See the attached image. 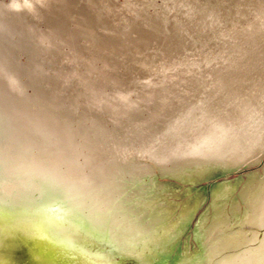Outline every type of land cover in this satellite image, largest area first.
Listing matches in <instances>:
<instances>
[{
	"label": "bare ground",
	"instance_id": "obj_1",
	"mask_svg": "<svg viewBox=\"0 0 264 264\" xmlns=\"http://www.w3.org/2000/svg\"><path fill=\"white\" fill-rule=\"evenodd\" d=\"M263 152L264 0H0V195L40 181L38 195L77 205L84 223L53 218L60 242L114 259L170 253L203 200L180 219L147 197ZM248 177L233 218L241 179L216 182L198 253L170 264H264V173Z\"/></svg>",
	"mask_w": 264,
	"mask_h": 264
},
{
	"label": "rangeland",
	"instance_id": "obj_2",
	"mask_svg": "<svg viewBox=\"0 0 264 264\" xmlns=\"http://www.w3.org/2000/svg\"><path fill=\"white\" fill-rule=\"evenodd\" d=\"M19 62H25V57L20 56ZM263 153H261L256 158L249 159L243 168L237 170L235 173L227 174L218 180H209L210 178L213 179L214 176L219 174L218 170H216L214 167H210L204 175L207 182L198 183L197 181H199L201 178L193 177V179L190 181L195 183L188 186L182 185L178 192H173L174 189L172 190V188L166 186L164 188L154 190L150 197H147L153 201L149 206L150 209L156 210L157 208H167L169 212L174 214L175 218L179 217L180 219L186 214L188 207L191 206L195 197L199 196L203 200L201 209L197 212L194 220L191 223L192 229H190L188 233L183 238H181L174 248H172L170 253L159 251L158 253L152 248L151 250H146L145 254L138 256V253H141V250L139 249L135 252L136 255L134 257L118 256L114 259L110 254L102 251L99 252L96 248L91 249L90 252H87L79 247H70L67 242H60V240L57 239L58 228H48L46 230V236L49 238L54 248H56V264H147V261H150L151 264H158L159 262L163 263L165 261L167 264H170L171 260H173V258L178 255V253H181L182 250L184 251L186 246L188 247L190 255H195L199 250V246L195 242V227L201 217L204 216V218L207 220V224H209L214 215L215 206L212 204V189L214 185H216V182H229L235 185V181L237 179H241V183L238 186L236 192L231 197V199L226 202V212L230 218H233L231 214V208L232 202L236 199L238 207L241 209L238 211V216H240L241 212H244V205L240 199V192L249 182L248 175L257 173L258 178H263L264 158L257 167H254L255 169H250L249 166L257 160H260V158L264 155ZM147 165H150V163H147ZM189 175L192 177V171H189ZM159 181L166 183L167 185L171 183L169 180L162 181V179H159Z\"/></svg>",
	"mask_w": 264,
	"mask_h": 264
},
{
	"label": "water",
	"instance_id": "obj_3",
	"mask_svg": "<svg viewBox=\"0 0 264 264\" xmlns=\"http://www.w3.org/2000/svg\"><path fill=\"white\" fill-rule=\"evenodd\" d=\"M153 164L158 168V179L171 180V176H164L167 171L162 172V167L157 165H162V163ZM182 176L184 180H187L188 185L193 184L189 183L194 177L193 172L192 177L189 173ZM43 182L52 186L47 180ZM34 183L30 180L26 184L28 187L15 191V195L10 188L8 192L0 195V264H56V252L46 244L42 237L48 228L60 229L61 224L57 225L53 222L54 216L71 213L77 222L84 223L71 209L77 205L70 204L66 198L59 199L58 192L53 188L46 195L44 193H41V196L38 195L41 190L38 189L40 181L38 185ZM55 188L58 190L59 187ZM11 191L13 192L11 197H6L11 194ZM55 203H61L67 208L52 207ZM4 252L6 259L2 258Z\"/></svg>",
	"mask_w": 264,
	"mask_h": 264
},
{
	"label": "flooded vegetation",
	"instance_id": "obj_4",
	"mask_svg": "<svg viewBox=\"0 0 264 264\" xmlns=\"http://www.w3.org/2000/svg\"><path fill=\"white\" fill-rule=\"evenodd\" d=\"M173 260H171V262H172Z\"/></svg>",
	"mask_w": 264,
	"mask_h": 264
}]
</instances>
